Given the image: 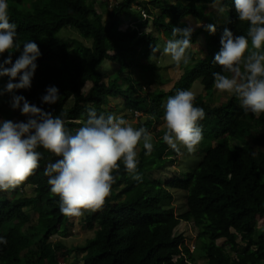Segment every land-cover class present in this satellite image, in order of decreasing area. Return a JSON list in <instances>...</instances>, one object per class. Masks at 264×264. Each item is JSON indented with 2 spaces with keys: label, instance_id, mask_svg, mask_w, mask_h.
<instances>
[{
  "label": "trees",
  "instance_id": "1",
  "mask_svg": "<svg viewBox=\"0 0 264 264\" xmlns=\"http://www.w3.org/2000/svg\"><path fill=\"white\" fill-rule=\"evenodd\" d=\"M7 3L10 22L17 26V42L22 47L33 40L42 53L36 61L38 67L31 88L17 90L16 95L60 116L72 134L84 126L89 109L97 115L111 114L106 109L116 98L122 99L132 115L144 114L137 128L142 126L148 131L158 126L163 118V101L179 90H189L199 81L205 91H213L212 73L222 71L214 57L222 47L224 29L246 36L249 27L247 22L239 21L234 0ZM216 4L226 10L224 23L217 21L210 10V5ZM98 7L106 10L107 20ZM187 18L202 23L191 40L192 45L200 41L205 56L195 58L192 53L189 64L182 65L181 78L168 92H143L147 87L133 80V72L155 70L156 64L148 61L152 48L159 47L161 39L165 44L173 39V28H185ZM124 24L126 29H120ZM208 25L215 26L214 34L206 30ZM64 28L91 38V45L77 39L68 41V45L52 36ZM13 51L14 62L20 52ZM106 61L114 67L105 82ZM88 83L90 87L84 91ZM48 86L59 89L60 100L56 104L42 103ZM2 97L0 120L26 122L27 116L10 107L11 94ZM69 100L73 103L67 106ZM195 105L205 112V118L199 122L203 140L197 149L204 151V155L198 165L165 184L162 178L153 180L152 174L164 171L179 155L163 141L165 131L159 130L152 153L145 155L143 147L138 153L137 172L142 179H133L121 163L103 209L85 212L86 227L98 228L79 245L51 241L55 236L65 237L71 217L61 213L59 197L51 192L44 174L46 166L58 158L39 148L42 159L35 174L16 189L0 192V237L7 240L0 244V264H66L74 253L82 255V264H198L199 256L205 258V264H264V228L259 235L256 233V224L264 225V114L256 117L245 113L234 96L217 106L196 97ZM25 186L33 189V195L24 194ZM173 191L184 195L180 214L165 207V203L174 200ZM28 209L38 214L35 223L31 222ZM181 222L193 223L198 229L193 252L183 234L175 235ZM220 240L224 243L219 244ZM227 248L235 252L233 256Z\"/></svg>",
  "mask_w": 264,
  "mask_h": 264
},
{
  "label": "clouds",
  "instance_id": "2",
  "mask_svg": "<svg viewBox=\"0 0 264 264\" xmlns=\"http://www.w3.org/2000/svg\"><path fill=\"white\" fill-rule=\"evenodd\" d=\"M234 4L239 21L247 22L249 27L246 36L224 29L222 47L214 57V63L222 71L212 73L214 87L237 98L245 113L259 117L264 114V0H234ZM206 30L213 34L216 31L213 25H208ZM193 32L191 26L174 27L173 39L166 42L162 53L158 46L152 48L150 62L159 52L170 56L176 66L181 63L187 66ZM14 49L20 55L13 62ZM41 55L35 41H28L22 47L17 42V26L10 22L7 0H0V77L9 78L0 87V97L11 94L10 107L28 117L26 122L0 120V192L16 189L35 174L42 159L38 149L43 148L58 158L46 166L44 174L51 192L59 197L61 213L79 218L85 212L103 209L121 163L133 179H142L137 172V149L142 142L145 155H150L153 136L145 127H134L112 114L97 115L94 109H89L85 125L72 134L60 116L16 95L17 90L31 88L38 67L36 61ZM41 100L56 104L60 100L59 89L48 86ZM195 100L191 90H179L164 105L166 130L162 139L177 153L181 148L194 153L203 140L199 122L205 118V112L195 105ZM6 243L0 237V244Z\"/></svg>",
  "mask_w": 264,
  "mask_h": 264
},
{
  "label": "rangeland",
  "instance_id": "3",
  "mask_svg": "<svg viewBox=\"0 0 264 264\" xmlns=\"http://www.w3.org/2000/svg\"><path fill=\"white\" fill-rule=\"evenodd\" d=\"M118 1H121V0H118ZM164 1L171 3L174 0H164ZM110 2H112V0H110ZM220 8L221 7L217 4L210 5L211 12L215 14L216 18H217V15L218 17H220L219 22L222 20L221 23H224L227 20L226 18L227 16L224 15L223 17L224 11L223 12L219 11ZM222 8L225 9L224 6ZM98 10L102 12L104 16V20H107L108 17H107L106 10L105 11L103 9L101 10L99 7H98ZM129 20L130 19H126L127 22ZM198 22L199 21L194 20L192 18L191 19L187 18L185 20V28L191 26L195 30L202 26V23L199 22L201 26L197 27ZM126 27L127 25L124 24L120 27V29L124 30L126 29ZM52 36L64 41L68 45H69L68 41L72 39H77L79 42L84 43L86 45H91L92 43L91 38L83 36L79 34L77 31L70 29V28H64L60 30L59 32H57L56 34H53ZM164 46H165V43L161 39L160 46H159L160 53L163 52ZM201 48H202V45L200 41H198L196 45H191V47L187 50V55L191 57L193 53L195 54V58L203 57L205 56V53L202 51ZM160 53L157 52L156 57L152 59L151 62L148 59V61L151 64H156L157 68L155 70H152V71L143 70V71H137V72L134 71L132 74L133 80L135 78L137 79L136 81L143 82L145 84V86L147 87L143 91L145 93L147 92V89H151L153 91L161 90L162 92H168L169 90L172 89L174 83L177 82V80H179L183 74V69H182V65H184L183 63H181L180 66H176L175 63L171 60L170 56L162 55ZM112 67L114 66L113 64L110 63V61H106L105 64H103V69L108 68L106 72L104 71L105 82L107 81V77L112 72V69H111ZM115 73L116 71L112 75V79L115 78ZM7 82H8L7 77L0 79V87H2L3 85H6ZM122 83H123L122 85L124 86L127 85V82H122ZM90 84L91 83H88L83 90L87 91L88 88L90 87ZM189 90H191L195 94L196 97H203L206 101H208L214 106H217L218 104L223 103L227 101V99H230L232 97L228 95L227 93L219 92L216 88H214L213 91L211 92L209 91L207 92L201 86L199 81H195ZM3 98L4 97L0 99V102L3 100ZM111 102L112 104L108 106L106 110L111 112L112 115H115L117 117L127 120L134 127H136L137 124L140 122L139 120L140 118H144V114L142 112H139L140 114L136 116V115H132L130 111L125 109V106L123 105L121 98L111 99ZM166 102H167V99L163 101V107L166 104ZM72 103H73L72 100H69L67 102V106H70ZM114 106H117V107L115 108ZM161 120H162L161 124H158V126L154 128L152 127L151 129L148 130V132L151 133V135L153 136V143L157 139L158 131L162 130L163 132L166 130L165 122L163 118ZM12 121L17 122L16 120H12ZM85 123L86 121H83L84 125ZM142 147L143 145L141 142V144L138 146V149H137L138 153L140 152ZM203 155H204V151L202 153L201 150H198V149L194 153H188L186 149L181 148V152L179 153V155L174 157L175 162L167 164L164 171L162 172L160 171L159 173L152 174L151 178L153 180H158L162 178L163 183L165 184L169 179L181 173H183L184 175L185 173L194 169L200 162ZM23 192L26 196H31L34 193L33 189L30 188L29 186H25L23 188ZM173 195H174V200L168 203H165V207H170L175 211V213L180 214V212L182 211V206H183L182 201H183L184 195L181 191H173ZM27 211L31 214V222L35 223L38 219V214L31 209H28ZM84 217H85V214L79 218L71 217L70 224L68 227V232L65 235V237L55 236V237H52L51 241L55 242L56 240H61L67 246H75V245L84 243L86 239L94 235L95 230L98 228V226L95 225L94 229L92 230L88 229L85 225ZM13 224L14 223L7 225L6 227H4L3 230L5 231L9 229L10 226H13ZM263 226L264 225L256 224L257 235L260 234L261 230L264 228ZM174 232H175V235L183 234L185 236V243L189 246L190 250L193 252L196 246V240L198 236L197 227H195L193 223L181 222L175 228ZM218 243L223 244L224 240H220L218 241ZM226 250L230 252L232 256L235 253L230 248H227ZM81 259H82L81 254L74 253L67 258L65 263L66 264H82ZM198 264H205V258L199 256Z\"/></svg>",
  "mask_w": 264,
  "mask_h": 264
},
{
  "label": "crops",
  "instance_id": "4",
  "mask_svg": "<svg viewBox=\"0 0 264 264\" xmlns=\"http://www.w3.org/2000/svg\"><path fill=\"white\" fill-rule=\"evenodd\" d=\"M225 9H224V12H223V17H224V14H225ZM217 15V14H216ZM226 16V15H225ZM217 20L219 21L220 20V17H218V15H217Z\"/></svg>",
  "mask_w": 264,
  "mask_h": 264
},
{
  "label": "built area",
  "instance_id": "5",
  "mask_svg": "<svg viewBox=\"0 0 264 264\" xmlns=\"http://www.w3.org/2000/svg\"><path fill=\"white\" fill-rule=\"evenodd\" d=\"M144 17L146 18L147 16H146V15H144ZM135 114H136V115H139V114H138V112H136Z\"/></svg>",
  "mask_w": 264,
  "mask_h": 264
}]
</instances>
